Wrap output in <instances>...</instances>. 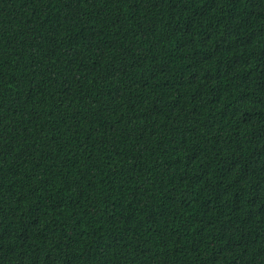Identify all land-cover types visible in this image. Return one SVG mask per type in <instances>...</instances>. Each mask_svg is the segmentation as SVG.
Listing matches in <instances>:
<instances>
[{
    "label": "trees",
    "instance_id": "trees-1",
    "mask_svg": "<svg viewBox=\"0 0 264 264\" xmlns=\"http://www.w3.org/2000/svg\"><path fill=\"white\" fill-rule=\"evenodd\" d=\"M0 264H264V0H0Z\"/></svg>",
    "mask_w": 264,
    "mask_h": 264
}]
</instances>
